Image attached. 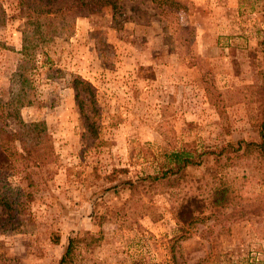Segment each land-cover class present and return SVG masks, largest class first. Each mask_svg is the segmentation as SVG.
<instances>
[{"label":"rangeland","instance_id":"obj_1","mask_svg":"<svg viewBox=\"0 0 264 264\" xmlns=\"http://www.w3.org/2000/svg\"><path fill=\"white\" fill-rule=\"evenodd\" d=\"M0 1V191L12 194L10 211L0 209V264H57L73 237L85 239L75 264L171 254L264 264V0L63 12L24 88L28 19L17 0ZM74 77L93 99H75ZM177 150L201 154L199 164L177 182L144 179ZM181 203L190 227L177 223Z\"/></svg>","mask_w":264,"mask_h":264},{"label":"trees","instance_id":"obj_2","mask_svg":"<svg viewBox=\"0 0 264 264\" xmlns=\"http://www.w3.org/2000/svg\"><path fill=\"white\" fill-rule=\"evenodd\" d=\"M118 0H17L18 6L20 10L25 13V17L28 19L24 23V28L21 31L22 41H21V63L17 67L18 78L20 79L21 88H24V85L30 81L29 78V70L34 68L35 59L37 57L38 50L43 49L45 44L50 40L49 35L53 30H55L53 24V18L56 15H61L63 12L67 13L70 10H78L79 12L90 13L94 11H98L101 7L109 6L114 11L117 7L116 2ZM4 9L2 8L0 1V25L4 22ZM51 28L52 31L47 33V30ZM55 32V31H54ZM53 32V33H54ZM43 56L44 53H42ZM71 88L74 91L75 99L78 98V94L81 91H85L89 98L93 99L91 86L87 81L81 80L78 77H74L72 81ZM79 88V89H78ZM91 99V100H92ZM28 101H24V99H19L17 104L19 106H25L28 104ZM91 103V102H90ZM264 111V110H263ZM88 112V111H87ZM82 125L85 131V135L88 136L93 134V127L91 123L88 121V117L82 113ZM5 113L2 111L0 106V120L4 123ZM261 137H264L263 135ZM88 140V139H87ZM254 143H246L245 147L254 146ZM27 151L26 149H23ZM5 152L9 153V155L13 154L12 151ZM220 153H223L222 151ZM215 155L214 152L211 153H203ZM217 156V154H216ZM201 154L196 155L194 157L191 153L185 150H177L172 151L165 155V164L162 167V171H160L159 175L156 174L154 176L146 175L144 179H150L154 181H170L177 182L179 178H174L175 175L180 174L187 167L198 165ZM11 191L9 188H4L0 191V209L1 212L5 213L10 211L11 200H10ZM188 206L184 203H181L177 209L176 215L181 218L177 223H181V228L184 226L190 227L192 224L191 221H184L183 211L187 210ZM182 221V222H181ZM183 234H188L183 232ZM181 239L189 238V235L186 237L182 235L179 237ZM85 239H81L79 237L68 238L66 242L65 249L60 256L57 264H75V256L76 251L78 249V245H80ZM93 241V239H91ZM174 245V244H173ZM171 245L170 248L173 250L174 246ZM179 246L174 248L175 251L178 250ZM161 264H223L222 262H216L213 259H210L208 256L202 257L200 259L195 260L192 263H187L185 260L181 259V255L175 256V254H171L169 261H166ZM252 264V263H247Z\"/></svg>","mask_w":264,"mask_h":264},{"label":"crops","instance_id":"obj_3","mask_svg":"<svg viewBox=\"0 0 264 264\" xmlns=\"http://www.w3.org/2000/svg\"><path fill=\"white\" fill-rule=\"evenodd\" d=\"M178 2H183V1H186V0H176ZM209 1H212V0H205V2L209 3Z\"/></svg>","mask_w":264,"mask_h":264}]
</instances>
